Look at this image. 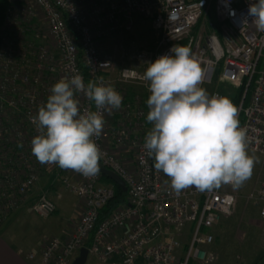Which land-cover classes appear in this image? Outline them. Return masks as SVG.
<instances>
[{
    "label": "built area",
    "instance_id": "2783aa9c",
    "mask_svg": "<svg viewBox=\"0 0 264 264\" xmlns=\"http://www.w3.org/2000/svg\"><path fill=\"white\" fill-rule=\"evenodd\" d=\"M7 2L0 22V222L26 200L41 173L43 164L31 152V140L38 134L32 118L51 86L76 72L84 77V70L89 80L102 77L117 84L123 98L114 121L105 119L101 136L94 139L104 153L102 166L124 181L125 200L96 222L112 185L99 180L100 172L89 178L65 169L73 183L66 178L62 182L76 195L81 210L62 238L41 236L35 264L71 262L87 238L86 254L98 263L134 264L139 259L141 264H186L191 258L209 264L215 258L208 247L214 240L210 228L231 214L236 203L232 185L206 191L191 187L177 195L143 147L150 131L146 63L170 54L174 45L188 46L198 57L204 70L200 86L209 95L225 96L237 106L240 126L247 130V149L260 157L262 175L253 199L264 221V69H257L264 56V31L241 23L254 0ZM138 15L149 20L152 45L131 54L137 66L114 70L98 43L109 32L129 29L130 18ZM77 98L82 109L90 106L83 93ZM35 196L29 204L35 215L45 218L55 210L43 191ZM25 257L35 260L32 252Z\"/></svg>",
    "mask_w": 264,
    "mask_h": 264
},
{
    "label": "clouds",
    "instance_id": "9594fccd",
    "mask_svg": "<svg viewBox=\"0 0 264 264\" xmlns=\"http://www.w3.org/2000/svg\"><path fill=\"white\" fill-rule=\"evenodd\" d=\"M241 23L264 31V0L250 3ZM169 51L146 63L143 73L150 93L146 119L152 125L143 145L147 156L170 178L177 195L191 187L243 186L258 160L248 154L237 106L200 86L204 70L190 47L174 45ZM78 93L90 102L88 108H81ZM122 99L102 77L85 83L76 72L59 79L32 118L38 132L31 140L32 154L41 164L95 177L104 155L94 139L104 129L103 110H118Z\"/></svg>",
    "mask_w": 264,
    "mask_h": 264
},
{
    "label": "rangeland",
    "instance_id": "374dc122",
    "mask_svg": "<svg viewBox=\"0 0 264 264\" xmlns=\"http://www.w3.org/2000/svg\"><path fill=\"white\" fill-rule=\"evenodd\" d=\"M129 21V29L120 28L114 33L109 32L98 43L102 56L111 59L114 70L120 65L137 66L131 54L139 47L147 46L146 43L152 38V32L149 31V20L146 16H132ZM257 64V69H264V56ZM149 127L151 130L152 125ZM247 151L249 155L257 158L258 162L254 166L251 178L243 186L239 188L230 186L229 188V191L236 195V203L230 215L222 217L216 225L210 228L214 240L208 247L214 251L215 258L209 264H264V221L259 217L257 205L253 199L262 175V166L259 155L254 151L248 149ZM66 172L69 173L67 170ZM54 183L58 187V192L62 194L61 205L56 204L57 210L53 211L47 219L35 215L29 208V204L35 200L36 196L31 197L27 194L26 200L14 208L12 215L6 216L0 222V239L8 244L17 245L25 253L31 248V242L37 238L39 234L37 231L41 229L42 223L49 222V220L57 223L61 214L69 216L70 208H73L77 197L63 182L61 183L60 179L54 180ZM187 228L185 224L183 229L186 231ZM43 229L46 230V228ZM187 234L188 231L182 237V245L188 239ZM75 253L74 251L72 258L75 257ZM90 259L91 254L87 253L85 263ZM188 262L189 264H204L195 262L191 258Z\"/></svg>",
    "mask_w": 264,
    "mask_h": 264
},
{
    "label": "crops",
    "instance_id": "0c3cea01",
    "mask_svg": "<svg viewBox=\"0 0 264 264\" xmlns=\"http://www.w3.org/2000/svg\"><path fill=\"white\" fill-rule=\"evenodd\" d=\"M113 86L117 91L119 90L118 89L119 86L117 84L113 85ZM135 91L138 94L144 95L143 93H141L140 89L135 88ZM115 111L116 110L107 109V112H106L104 119H106L107 122H109V123L113 122L114 118H115ZM149 126H151V125L149 124ZM111 146L114 147V145H111ZM40 171H41V173L39 174V176L37 178H35V181L33 182L34 184L32 185V187L30 188V190L28 191L27 194H30L31 197L32 196L35 197V195L38 192L43 191L45 193V195H47V197H49L53 201L55 210H57L56 204L59 206L61 205L60 202H61V195L62 194H60L58 192V187L55 185L54 180L56 181V180L60 179V181L62 183V178H66L68 180V182H70V184H72L73 183V180H72L73 176L72 175L70 176L69 173L67 174L65 169H62L55 164H43V166H41ZM48 192H50V193H48ZM78 202H79L78 199L76 201H74L73 208H70L69 216L61 214V216L58 217L57 223H56V221H53V220H49V222L42 223L41 229H39L37 231V232H39L37 238L33 240L34 242H31V244H32L31 248L26 250V252H32V255H33L35 260H31V259L25 257L26 252L23 253L21 251V248L18 247L17 245H12L10 243H9L10 244L9 245L7 242H5V240L0 239V264H35V261L38 259V256H37L38 251L40 250L39 241L41 239V236L42 235L48 236L49 234H53V235H57V237H59V238H62L64 235H66V233L69 231V227H70L73 219L80 213L81 207L78 205ZM14 210L15 209H13L12 211H14ZM10 214H9V216L12 215V214L11 215ZM49 215H52V214H49ZM49 215L45 218H43V217H41V218L47 219L49 217ZM34 228H35V225H34ZM43 228H46V230H44ZM76 251L77 250H75V252ZM111 260L115 261L116 259L112 258ZM85 264H107V263L106 262H99L98 263V261H96L94 259V257L91 255L90 261L85 263ZM134 264H141V263L138 259L134 262Z\"/></svg>",
    "mask_w": 264,
    "mask_h": 264
},
{
    "label": "trees",
    "instance_id": "16d2710c",
    "mask_svg": "<svg viewBox=\"0 0 264 264\" xmlns=\"http://www.w3.org/2000/svg\"><path fill=\"white\" fill-rule=\"evenodd\" d=\"M7 0H0V22H2V18H3V10L6 8L7 6ZM149 24V23H148ZM153 40V38H151V41ZM151 41H148L146 43V45L148 47H151ZM82 72H84V81L85 83L88 82L89 77L87 76V73L82 70ZM222 90V89H221ZM223 93H226V90H222ZM148 124H150L148 122ZM151 125V124H150ZM100 181H103L104 183H110L112 185V195L109 197V199L107 201H105L103 204H101L100 208L98 209V213L96 215L97 220L96 222L103 218V216L107 215L112 208H114L116 205L121 204V202L123 200H125V196H126V192L124 190H121V188L119 189V187L112 182L109 179H106L102 174L98 177ZM88 238L86 239L85 243H84V247L88 246ZM186 264H189L188 260L186 261Z\"/></svg>",
    "mask_w": 264,
    "mask_h": 264
},
{
    "label": "water",
    "instance_id": "95a60500",
    "mask_svg": "<svg viewBox=\"0 0 264 264\" xmlns=\"http://www.w3.org/2000/svg\"><path fill=\"white\" fill-rule=\"evenodd\" d=\"M99 166H100V173L106 178L114 182L119 189L124 190L125 185L124 181L119 179L117 175L115 174L114 171H112L109 168H104L102 166V163L99 161ZM87 248L85 247H79L78 250L76 251L75 257L72 258L71 262L68 264H83L85 263L87 254H86Z\"/></svg>",
    "mask_w": 264,
    "mask_h": 264
}]
</instances>
